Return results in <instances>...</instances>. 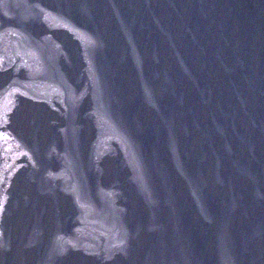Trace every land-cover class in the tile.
<instances>
[{
    "label": "water",
    "instance_id": "water-1",
    "mask_svg": "<svg viewBox=\"0 0 264 264\" xmlns=\"http://www.w3.org/2000/svg\"><path fill=\"white\" fill-rule=\"evenodd\" d=\"M58 264H264V0H0Z\"/></svg>",
    "mask_w": 264,
    "mask_h": 264
}]
</instances>
